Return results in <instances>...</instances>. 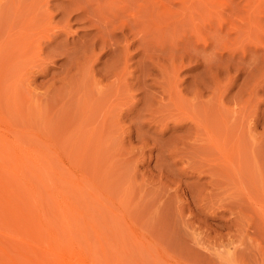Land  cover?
<instances>
[{
	"label": "rangeland",
	"instance_id": "rangeland-1",
	"mask_svg": "<svg viewBox=\"0 0 264 264\" xmlns=\"http://www.w3.org/2000/svg\"><path fill=\"white\" fill-rule=\"evenodd\" d=\"M0 63V249L264 264V0H0Z\"/></svg>",
	"mask_w": 264,
	"mask_h": 264
},
{
	"label": "bare ground",
	"instance_id": "bare-ground-1",
	"mask_svg": "<svg viewBox=\"0 0 264 264\" xmlns=\"http://www.w3.org/2000/svg\"><path fill=\"white\" fill-rule=\"evenodd\" d=\"M76 3V2H75ZM31 4V3H30ZM36 4V3H35ZM38 4V3H37ZM15 7V6H14ZM17 8V7H16ZM18 9V8H17ZM29 9V8H28ZM81 9V8H80ZM31 10V9H30ZM38 10V9H37ZM72 10V9H71ZM83 11H84V9H83ZM73 12V11H72ZM77 11H75V13H76ZM81 12V11H80ZM29 14H30V12H29ZM32 14V13H31ZM68 14V13H67ZM69 14H70V12H69ZM2 15V14H1ZM71 15V14H70ZM69 15V16H70ZM88 15V14H87ZM20 16V15H19ZM25 16V15H24ZM34 16V15H33ZM36 16V15H35ZM68 16V15H67ZM68 16V17H69ZM66 17V16H65ZM88 17V16H87ZM19 18V17H18ZM23 19H24V17H22ZM26 18V17H25ZM31 20L33 19V18H31V17H29ZM67 18V17H66ZM30 19L28 20L29 22H30ZM38 19V18H37ZM69 19V18H68ZM35 20V19H34ZM83 20V19H82ZM11 21V20H10ZM24 21V20H23ZM22 21V23H24ZM49 21V20H48ZM12 22V21H11ZM19 22H20V20H19ZM27 22V21H26ZM32 23H33V21H31ZM50 22V21H49ZM65 22V21H64ZM98 22V21H97ZM124 22V21H123ZM126 22V21H125ZM28 23V22H27ZM25 24V23H24ZM123 25V24H122ZM11 26V25H10ZM15 26V25H14ZM21 26V25H20ZM66 26V25H65ZM107 26V25H106ZM23 27V26H22ZM27 27V26H26ZM108 27V26H107ZM106 27V28H107ZM122 27V26H121ZM6 28V27H5ZM39 28V27H38ZM57 28V27H56ZM67 28V27H66ZM69 28V27H68ZM67 28V29H68ZM110 28V27H109ZM64 29V28H63ZM10 30H12L11 28H10ZM20 30V29H19ZM62 30V29H61ZM8 31V30H7ZM18 31V30H17ZM33 31V30H32ZM35 31V30H34ZM43 31V30H42ZM19 32V31H18ZM21 32L23 33L24 31L22 30H20V32L18 33L19 34V36H20V34H21ZM26 32V31H25ZM24 32V33H25ZM109 32V31H108ZM113 32V31H112ZM27 33V32H26ZM21 34L22 35V37H19V38H21V41L23 42V37L25 36V35H28V34ZM35 33V32H34ZM15 34H17L16 32H15ZM33 34V33H32ZM45 34V33H44ZM110 34V33H109ZM7 35V34H6ZM8 35H10V31L8 32ZM7 35V36H8ZM26 37V36H25ZM30 37H32V36H30ZM39 37V36H38ZM37 37V38H38ZM108 37V36H107ZM34 38H35V36H34ZM33 38V39H34ZM36 38V39H37ZM47 38H49V37H47ZM9 39V40H8ZM8 39H7V37H6V41L8 40V42L10 41V39L11 38H9V36H8ZM13 39V38H12ZM50 39V38H49ZM30 40V39H29ZM45 40V39H44ZM2 42H4V41H2ZM12 42V41H11ZM20 42V41H19ZM29 41H27L26 40V38H25V40H24V42L23 43H21V44H19V46H21V47H24V46H22V45H24V43L26 44V45H28L29 46V43H28ZM28 43V44H27ZM7 44H9V43H7ZM6 44V45H7ZM31 44H30V47L29 48H31ZM28 48V47H27ZM28 48V49H29ZM32 49V48H31ZM30 49V50H31ZM90 49V48H89ZM14 50V49H13ZM25 50H27L26 48H25ZM25 50H23V48H22V51H21V49H20V54H19V56H22V57H24L25 56ZM30 50H28V51H30ZM89 51V50H88ZM13 52V51H12ZM14 53V52H13ZM34 53V52H33ZM15 54V53H14ZM27 54H29V53H27ZM26 54V55H27ZM91 54V53H90ZM30 56V55H29ZM29 56H27V57H29ZM34 56V55H33ZM90 56V55H89ZM26 57V56H25ZM88 57V56H87ZM29 58H31V56L29 57ZM14 60V59H13ZM1 64V63H0ZM12 66V65H11ZM1 67V66H0ZM10 69V68H9ZM1 70V69H0ZM5 70V69H4ZM1 72V71H0ZM2 73V72H1ZM1 76V75H0ZM17 79V78H16ZM16 81V80H15ZM10 86V85H9ZM11 90V89H10ZM16 91V90H15ZM14 100V99H13ZM20 100V99H19ZM19 102V101H18ZM20 103V102H19ZM27 103V102H26ZM15 105H16V103H15ZM2 141V140H1ZM6 142V141H5ZM2 143V142H1ZM8 143V142H7ZM4 144H6V143H4ZM3 144V145H4ZM20 147V146H19ZM11 148V147H10ZM23 149L21 148V151H22ZM21 151H19V152H21ZM19 152H17L16 151V149L14 150V151H12V154L11 155H13L17 160H19V161H21V160H23V158L22 157H26V155H27V157H28V154H25V153H23L24 151H22V153H23V155L22 154H20ZM2 154V153H1ZM10 155V157H12ZM5 156V155H4ZM2 160V159H1ZM4 160V159H3ZM16 162H18V161H16ZM95 162V161H94ZM5 166V165H4ZM17 170V169H16ZM11 171V170H10ZM9 171V172H10ZM12 172H16V171H14V168H13V171ZM18 172V171H17ZM21 172V171H20ZM19 173V172H18ZM20 174V173H19ZM17 176V175H16ZM23 178V177H22ZM20 180V179H19ZM21 181V180H20ZM18 183V182H17ZM22 183V182H21ZM3 184V183H2ZM28 184V183H27ZM29 185V184H28ZM30 186V185H29ZM28 186V188H30V193H31V191L32 192H34V195H33V193L31 194V195H33L31 198H33V203H36V205H37V202H35V200H36V198L37 197H35L36 196V194L37 193H35V189H33L32 187H29ZM55 186V185H54ZM22 187H23V185H22ZM25 187H26V185H25ZM24 187V188H25ZM56 187V186H55ZM28 188H27V190H28ZM76 188V187H75ZM37 189V188H36ZM56 189H58L57 187H56ZM21 190V189H20ZM24 191H26V190H24ZM23 191V192H24ZM37 192V191H36ZM58 192H60V191H58ZM10 193V192H9ZM15 193V192H14ZM29 193V194H30ZM12 194H13V191H12ZM10 195H11V193H10ZM27 195V194H26ZM12 197V196H11ZM15 196H13V198H14ZM28 197V196H27ZM30 197V196H29ZM39 197V196H38ZM12 198V200H14ZM30 199V198H29ZM56 199V198H55ZM31 200V199H30ZM41 200V199H40ZM56 201H57V199H56ZM55 201V202H56ZM14 202V201H13ZM31 202V204H33ZM38 202H39V199H38ZM58 202V201H57ZM25 203V202H24ZM63 204L64 203H67V200L65 201V202H62ZM1 204V203H0ZM40 204V202L38 203V205ZM58 204V203H57ZM62 204V205H63ZM70 204V203H69ZM14 205H15V203H14ZM13 205V206H14ZM18 204H16L15 206H17ZM20 205V204H19ZM35 205V206H36ZM62 205H61V207H62ZM64 205H66V207L68 206L69 207V205L68 204H64ZM21 206V205H20ZM20 206L18 207V209L20 208ZM24 206V205H23ZM32 206V205H31ZM11 207V206H10ZM30 207V205H28V208ZM33 207V206H32ZM37 207V206H36ZM58 207V206H57ZM67 207V208H68ZM89 207V206H88ZM40 208V207H39ZM38 208V209H39ZM59 208V207H58ZM67 208H64V217L62 216V218H64L63 219V221H67V223H69L70 221H68L69 219L68 218H66V213H65V209H66V212H68V210L70 209H68L67 210ZM61 209V208H60ZM90 209V208H89ZM29 210H30V208H29ZM42 210V209H41ZM62 210V209H61ZM85 210V209H84ZM20 211H22L21 209H20ZM19 211V212H20ZM15 212V211H14ZM14 212L12 213V216L11 217H13V219L15 218L16 220H18L17 222L20 224V227L21 228H23L22 230H24L25 229V226H23L24 224H23V222H25V218L27 219V221L29 222V223H33V221H31L30 222V219H31V217H26L25 216V218L23 219V221H22V218H20L19 219V217H20V215H19V217L17 216V214H15L14 215ZM30 212V211H29ZM33 212V211H32ZM40 212V211H39ZM70 212H71V209L69 210V212L67 213V215L68 214H70ZM27 213V212H26ZM41 213V212H40ZM28 214V213H27ZM33 214H34V212H33ZM32 214V215H33ZM75 214V213H74ZM25 215V214H24ZM24 215H21L22 217L24 216ZM44 215V216H43ZM42 216H37V218L39 217V224L41 225V226H44V228L43 229H46V231L45 232H48L47 234H48V236H49V234H50V236H49V238H48V240H44L45 242L46 241H48L47 243V247L49 246V248L48 249H50L49 250V253H51V257H49L48 256V252H46V253H48L47 255H45L46 257H49V259L48 258H46L44 255V257L42 256V254H41V256L39 255V254H37L35 251H36V249L34 250V244H37V242L39 241V239H38V237L40 236V235H37L36 233H38V230H37V228H33V227H35V226H33L32 228L33 229H30L29 227H31L32 225H29L28 224V222H26V229L23 231V232H17V231H15L18 235H15V237L16 236H18L17 238H19V239H17V241L19 240L23 245H22V247H20V251L18 252V255L19 256H16L17 258H15V257H13L12 255H14L13 253H11L12 255H10V252H8L7 250L6 251H4L3 249H0V251H2V256H4V258L7 260V263L8 264H20V263H18V261L20 262L21 260H23V259H21L22 257L24 258V259H28V262L30 263V264H98V262L95 260V259H97V258H94L93 257V255L95 256V253H93V252H91L90 251V249H91V247H90V249H89V246L88 247H86V249L88 248V251H90L89 253H92V255L89 257V255L87 256L86 254L88 253V251H85V250H83L84 248H82L81 247V245H79L78 243H76L75 241H72V239H74V237H73V235H72V238L70 237V239H71V241H70V239H69V241H68V243L67 244H65V242H62L63 244H65L66 246H68V247H62L63 246V244L61 243L60 244V241L58 240V238H57V236L54 234V229H53V224H52V226H51V221H50V223L47 221V220H45L44 218H46L45 217V214H43ZM83 215V214H82ZM3 216V215H2ZM15 216H17L18 218H16ZM34 216H35V214H34ZM93 216V215H92ZM0 217H1V215H0ZM36 217V216H35ZM44 217V218H43ZM89 217V216H88ZM2 218H5V217H2ZM30 218V219H29ZM7 219H10V218H7ZM29 219V220H28ZM66 219V220H65ZM22 222H21V221ZM11 221H12V218H11ZM5 223V222H4ZM64 223H66V222H64ZM64 223H63V225H64ZM77 223V222H76ZM85 223V222H84ZM86 223H87V221H86ZM85 223V224H86ZM94 223V222H93ZM92 223V224H93ZM0 224H3V223H1V221H0ZM22 224V225H21ZM28 224V225H27ZM37 224H38V222H37ZM50 224V225H49ZM84 224V225H85ZM4 225V224H3ZM96 225V224H95ZM6 226V225H5ZM23 226V227H22ZM29 226V227H28ZM67 226H68V229H69V232H70V228H69V226H70V224H67ZM76 226H77V224H76ZM2 227V226H1ZM4 227V226H3ZM64 228L66 227L65 225L63 226ZM94 227V226H93ZM78 228V227H77ZM83 228V227H82ZM89 228V227H88ZM87 228V229H88ZM13 229H15V227L13 226ZM29 229V230H28ZM73 229V228H72ZM79 229V228H78ZM93 229V228H92ZM1 230H3V228L1 229ZM31 230H36L37 232H35V233H33ZM116 230H117V228H116ZM124 230V229H123ZM30 231V232H29ZM82 231V230H81ZM81 231H80V233H81ZM88 231H89V229H88ZM2 232H5V231H2ZM1 232V233H2ZM29 232V234H31V232H32V234H35V235H31V236H27L28 233ZM40 232V231H39ZM7 233V232H6ZM15 233V234H16ZM41 233V232H40ZM39 233V234H40ZM86 233V232H85ZM95 233V232H94ZM4 235H5V233H3ZM9 234V233H8ZM46 234V235H47ZM89 234V233H88ZM113 234V233H112ZM70 235V234H69ZM83 235H85V234H83ZM87 235V234H86ZM6 236H8V235H6ZM12 236V235H11ZM11 236H9L10 238H11ZM14 236V235H13ZM12 236V237H13ZM71 236V235H70ZM14 237V238H15ZM23 237H25V238H23ZM132 237V236H131ZM40 238V237H39ZM50 238H51V240H50ZM116 238V237H115ZM16 239V238H15ZM14 239V240H15ZM29 239V240H28ZM42 239V238H41ZM68 239V238H67ZM86 239H87V237H86ZM118 239V238H117ZM1 240V239H0ZM3 240V239H2ZM5 240V239H4ZM3 240V241H4ZM10 240V239H9ZM13 240V239H12ZM80 240V239H79ZM94 240V239H93ZM7 241V240H6ZM44 241H43V243H44ZM62 241V240H61ZM65 241V240H64ZM78 241V240H77ZM88 241V240H87ZM96 241V240H95ZM8 242V241H7ZM13 242V241H12ZM74 242L76 243V244H74ZM89 242V241H88ZM106 242V241H105ZM3 243V242H2ZM42 243V244H43ZM99 243V242H98ZM0 244H1V242H0ZM19 244V243H18ZM77 244L79 245V247L77 246ZM101 244V243H100ZM106 244V243H105ZM2 245V248L4 247L3 246V244H1ZM27 245H30V247L33 249H27ZM39 246L41 245V244H38ZM83 245V244H82ZM122 245V244H121ZM23 246H25V247H23ZM107 246V245H106ZM17 247V249L19 248V246H15V248ZM43 247V249H42V251L41 252H43L44 250H45V248H44V245L43 246H41V248ZM81 247V248H80ZM120 247V246H119ZM125 247V246H124ZM77 248H79V249H77ZM7 249V248H6ZM12 249V248H11ZM16 249V250H17ZM48 249L46 250V251H48ZM105 249V248H104ZM94 250V249H93ZM120 250V249H119ZM125 250V249H124ZM124 250H122V251H124ZM11 251V250H10ZM109 251V250H108ZM6 252H8V254L6 253ZM38 252V251H37ZM45 252V251H44ZM43 252V253H44ZM86 254H85V253ZM20 253H21V256H20ZM16 254V253H15ZM26 254V255H25ZM112 254V253H111ZM113 255H114V253H113ZM1 256V255H0ZM1 256V257H2ZM116 257V256H115ZM108 259V258H107ZM110 259H112V258H110ZM109 259V260H110ZM93 260H95V261H93ZM4 260H3V258H2V262H1V260H0V264H2V263H4L3 262ZM114 261H115V258H114ZM121 261V260H120ZM95 262V263H94ZM126 262V261H125ZM7 263H4V264H7ZM25 263V262H24ZM101 264V263H100ZM104 264V263H103Z\"/></svg>",
	"mask_w": 264,
	"mask_h": 264
}]
</instances>
